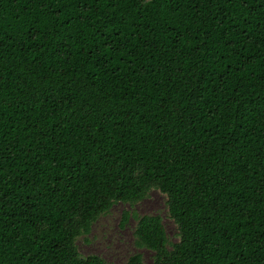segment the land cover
I'll return each mask as SVG.
<instances>
[{"label":"trees","instance_id":"obj_1","mask_svg":"<svg viewBox=\"0 0 264 264\" xmlns=\"http://www.w3.org/2000/svg\"><path fill=\"white\" fill-rule=\"evenodd\" d=\"M152 188V264H264V0H0V264H108Z\"/></svg>","mask_w":264,"mask_h":264},{"label":"rangeland","instance_id":"obj_2","mask_svg":"<svg viewBox=\"0 0 264 264\" xmlns=\"http://www.w3.org/2000/svg\"><path fill=\"white\" fill-rule=\"evenodd\" d=\"M167 196L157 188H152L148 195L135 203L115 202L110 210L101 214L92 224L88 234L76 239L81 255H100L108 264H127L130 256L141 253L145 264H152L154 251L139 248L134 243V231L137 219L131 214L124 222L123 213L129 211L139 216L159 214L170 242L178 240V229L169 215ZM124 222V223H123Z\"/></svg>","mask_w":264,"mask_h":264}]
</instances>
